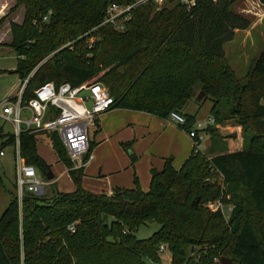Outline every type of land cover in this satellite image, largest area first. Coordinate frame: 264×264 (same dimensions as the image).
I'll return each mask as SVG.
<instances>
[{
    "label": "trees",
    "instance_id": "16d2710c",
    "mask_svg": "<svg viewBox=\"0 0 264 264\" xmlns=\"http://www.w3.org/2000/svg\"><path fill=\"white\" fill-rule=\"evenodd\" d=\"M196 1L190 10L178 0L159 9L141 3L127 19L120 18L121 28L104 22L106 9L135 0H14L0 18L2 25L24 9L20 24L9 23L16 65L7 71L27 78L22 102L45 82L77 86L98 76L113 107L168 118L202 91L214 120L205 129L212 133L211 126L233 119L245 140L240 150L210 159L193 149L178 170L166 160L161 170L150 171L147 191L135 181L132 188L105 195L81 187L82 169L73 168L56 133H22L24 162L46 180L49 165L36 147L46 142L69 170L75 189L54 190L48 197L24 192L19 203L14 186L0 215V264H160V245L170 252V264H214V257L264 264V43L241 83L223 44L250 20L231 9L232 0ZM181 114V126L189 131L197 112ZM4 136L0 146L13 143L11 134H0V141ZM211 169L235 189L228 219L203 204L224 193L205 181ZM148 221L159 228L137 238L138 227Z\"/></svg>",
    "mask_w": 264,
    "mask_h": 264
},
{
    "label": "crops",
    "instance_id": "0c3cea01",
    "mask_svg": "<svg viewBox=\"0 0 264 264\" xmlns=\"http://www.w3.org/2000/svg\"><path fill=\"white\" fill-rule=\"evenodd\" d=\"M258 4L262 6L259 1ZM13 5L14 0H0V18ZM262 7L261 17H255L256 19L247 29L235 31V33H243L245 42L254 28L255 30L259 28L264 43V6ZM23 13L24 9L21 6L0 25V45L10 46L9 23L11 21L20 24ZM14 68L8 70H14ZM19 81L17 76V83L10 88L8 96L15 94ZM209 117L211 116L207 118ZM6 133V135H12V132ZM4 140L6 139L3 138L0 141V145ZM12 144L7 145L13 147ZM7 145L0 146V149H4V155L0 157L5 156ZM43 146L51 150L48 159L40 154L38 147L43 148ZM36 147L39 157L49 165L48 173L52 176L51 179H43L45 185L39 194L46 193L47 185L50 186V194L54 190L64 193L74 191L75 186L70 178L69 170L58 160L49 144L39 141ZM89 147V152L83 155L79 162H73V168L82 169L81 187L84 190L92 194L109 195L114 188L134 187L135 181L143 191H147L150 184V171L161 170L166 160L171 161L174 169H180L193 151V141L187 131L169 117L159 118L143 111L113 107L96 120L90 130ZM228 148L226 152L241 149L231 150L230 145ZM12 150L14 152V148Z\"/></svg>",
    "mask_w": 264,
    "mask_h": 264
},
{
    "label": "built area",
    "instance_id": "2783aa9c",
    "mask_svg": "<svg viewBox=\"0 0 264 264\" xmlns=\"http://www.w3.org/2000/svg\"><path fill=\"white\" fill-rule=\"evenodd\" d=\"M148 1L163 4L168 0H135L130 5L112 3L106 10L104 22L121 28L117 26L120 18L127 19L131 9ZM178 2L187 10L197 5L196 0H178ZM26 83L27 78L20 80L17 94L8 96L0 102V120L12 126V145L15 153L14 182L19 203L24 192L39 194L45 185V181L40 179L36 169L27 165L21 157L20 135L22 133H56L71 161L79 162L81 157L88 153L89 134L96 120L114 105L113 98L106 87L96 80H89L77 86L67 82L58 86L53 82H45L34 90L32 98L22 102ZM54 111L57 113L53 115ZM169 119L179 126L185 124V117L178 112H171ZM213 123L212 117L207 118L205 124L195 121L193 127L187 131L193 141L194 150L199 148L205 128ZM3 155L4 149L1 148L0 156ZM206 207L213 212H222L221 200L209 202ZM165 249L164 245H160L158 251L160 253Z\"/></svg>",
    "mask_w": 264,
    "mask_h": 264
},
{
    "label": "rangeland",
    "instance_id": "374dc122",
    "mask_svg": "<svg viewBox=\"0 0 264 264\" xmlns=\"http://www.w3.org/2000/svg\"><path fill=\"white\" fill-rule=\"evenodd\" d=\"M232 10L234 12H240L245 17L250 20V25L255 17H261L263 9L262 6H259L258 0H232ZM151 5L156 9L162 8L164 4H157L151 2ZM108 8V7H107ZM107 10V9H106ZM119 23V21H118ZM249 25V26H250ZM120 28V27H118ZM93 39V38H91ZM244 40V41H243ZM263 41L261 38V31L259 28L253 30L251 36H248V39L245 42V38L243 33L238 32L235 33L233 38L230 41H227L223 44V50L225 53L226 60L229 66L233 69L236 78L240 80L241 83L246 81V76L250 69V65L253 63L254 59L260 53L262 48ZM16 63V55L12 48L7 45H0V102L3 101L9 94L10 88H12L17 83V76L8 73V70L13 69ZM98 77V76H97ZM97 77H94L92 80H96ZM19 86V84H17ZM18 92V87L14 95ZM200 92H196L194 98L182 108L181 113H196L197 112V120L203 124H205L207 117L211 116L210 107L211 101L209 99H205L204 96L197 100V96ZM13 95V96H14ZM261 104L264 105V97L261 99ZM179 113L180 115H182ZM183 116V115H182ZM212 117V116H211ZM0 134L6 135V132H12V126L9 123H3L0 120ZM208 127V126H207ZM211 130H214L212 133H209L206 129L204 131L203 138L201 139L199 148L197 150L201 155H205L208 159H210L213 155L219 154L221 152H226L228 150L229 145L230 149H238L245 146V140L242 133V127L237 124V122L233 119L225 120L220 124H215ZM5 130V131H4ZM210 130V131H211ZM230 133H235V137L227 138L226 135ZM5 137V138H4ZM3 138L6 139V136ZM44 142V141H40ZM13 147L7 145L5 148V156L0 157V215L3 210L6 208L10 196L9 191L14 190V176H15V153L12 150ZM39 148L40 154L47 158L49 157L50 148ZM52 155V153H51ZM40 179H44V177L37 172ZM43 173V172H42ZM211 175L205 178V181L208 183H216L221 188L224 189V195H220L219 198L211 201L204 202V206L206 207L209 202H216L217 200H221L222 202V215L225 219H228L230 215V209L233 208V203L230 200L231 196L234 195L235 189L231 191L229 185L224 183L221 175L215 170H210ZM44 174V173H43ZM45 180V179H44ZM47 182V181H46ZM48 186V190H46L43 195L48 197L52 195L50 194V186ZM222 196V197H221ZM194 201V200H193ZM19 202V201H18ZM110 219V218H109ZM159 228V225L156 222L148 221L145 224L138 227L136 231L137 238H147L153 232H155ZM198 251V248L194 249V253ZM161 261L160 264H170V252L165 249L163 252H160ZM214 263H218L219 259L214 257ZM147 264H153L151 262H147Z\"/></svg>",
    "mask_w": 264,
    "mask_h": 264
},
{
    "label": "water",
    "instance_id": "95a60500",
    "mask_svg": "<svg viewBox=\"0 0 264 264\" xmlns=\"http://www.w3.org/2000/svg\"><path fill=\"white\" fill-rule=\"evenodd\" d=\"M204 96V93L201 91L199 94H198V96H197V100H200L202 97ZM235 133H230V134H227L226 135V137L227 138H233V137H235ZM86 154V153H85ZM84 154V155H85ZM51 174H49L48 173V175H47V178L48 179H51ZM197 202H198V200L197 199H195L194 201H192V203H191V205L192 206H195L196 204H197ZM214 264H233L232 263V261H231V259L230 258H227V257H221L220 259H219V262L218 263H214Z\"/></svg>",
    "mask_w": 264,
    "mask_h": 264
}]
</instances>
